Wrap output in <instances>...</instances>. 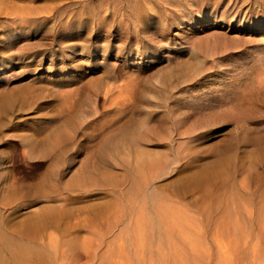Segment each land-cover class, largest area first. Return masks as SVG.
I'll return each instance as SVG.
<instances>
[{
	"label": "rangeland",
	"instance_id": "374dc122",
	"mask_svg": "<svg viewBox=\"0 0 264 264\" xmlns=\"http://www.w3.org/2000/svg\"><path fill=\"white\" fill-rule=\"evenodd\" d=\"M15 263L264 264V0H0Z\"/></svg>",
	"mask_w": 264,
	"mask_h": 264
},
{
	"label": "bare ground",
	"instance_id": "6f19581e",
	"mask_svg": "<svg viewBox=\"0 0 264 264\" xmlns=\"http://www.w3.org/2000/svg\"><path fill=\"white\" fill-rule=\"evenodd\" d=\"M8 240V239H7ZM2 241H4V239L2 240ZM5 243H9L8 241H5ZM20 256V255H19ZM13 257H14V255H13ZM21 258V257H20ZM17 260V259H16ZM18 260H19V258H18ZM16 264V263H15Z\"/></svg>",
	"mask_w": 264,
	"mask_h": 264
}]
</instances>
